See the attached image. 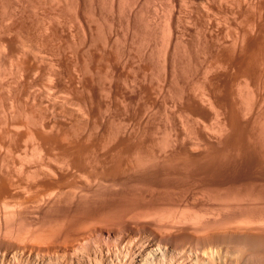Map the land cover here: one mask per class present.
<instances>
[{"label": "bare ground", "instance_id": "obj_1", "mask_svg": "<svg viewBox=\"0 0 264 264\" xmlns=\"http://www.w3.org/2000/svg\"><path fill=\"white\" fill-rule=\"evenodd\" d=\"M259 66L264 68V0H0V264L54 262L49 256L46 260L45 253L65 247V240L36 224L48 234L40 232L36 221L34 227H25L30 221L21 227L23 220L17 218L20 222L15 223L16 216L20 217L21 207L30 200H55L53 195L57 198L66 190L63 187L78 184L77 176L86 183L92 168L87 160L93 168L100 167L95 175L90 172L99 188L102 180L111 178V172L144 171L146 176L145 170L155 163L165 168L169 160H175V165L178 157L185 162L204 154L196 163L215 159L213 154L221 159L226 153L219 146L233 136L239 150L242 143L237 141L243 138L240 136L247 125L243 120L250 118L257 99L263 104V90L257 87L264 79ZM159 95L162 97L157 98ZM254 95L259 98L254 100ZM145 105L157 106L154 109L159 108L158 112L162 108L166 115L163 142L159 145L157 140L153 152L146 150L149 144L144 148L139 140H131L145 134V142L141 139L146 144L151 130L147 132V128L162 119L154 111L158 121H149L152 125L147 122L149 126L146 124L147 130L142 132L147 119L154 118V109L146 107L153 109L148 113ZM143 108L147 114L140 113ZM256 117L258 120V114ZM240 120L245 126L241 129ZM247 122L250 124L249 119ZM231 128L237 129L233 131L239 132L238 138ZM200 136L214 139V144L224 139L222 145H215L220 152L214 153L215 146L206 137L213 151L203 140L208 147L200 145ZM231 141L227 145L233 144ZM188 142L204 146L203 153H196L198 147L192 153L195 148ZM218 153L223 154L219 157ZM235 153L227 160L238 156ZM236 160L232 161L238 165ZM191 161L190 166L195 162ZM157 166L155 170L160 168ZM200 177L205 182L209 179ZM94 179L90 178L91 182ZM184 206L181 211L178 208L179 213L177 208L171 211L172 206H158L166 213L157 207L151 208L157 209V214L146 210L149 221L156 220L152 224H108L113 232L148 233L137 261L127 264H168L194 254V250L219 253L226 249L209 238L185 239V235L161 229L162 223L192 228L207 221H201L202 211ZM263 219L259 220L262 228ZM199 220L202 223L197 225ZM167 224L164 226L170 229ZM95 229L89 227L68 239L77 241L82 233L93 235ZM129 241L126 237L121 240ZM240 250L252 264H264V243L249 244L248 240ZM193 257L199 264H208L200 261L198 254Z\"/></svg>", "mask_w": 264, "mask_h": 264}, {"label": "rangeland", "instance_id": "obj_2", "mask_svg": "<svg viewBox=\"0 0 264 264\" xmlns=\"http://www.w3.org/2000/svg\"><path fill=\"white\" fill-rule=\"evenodd\" d=\"M259 67H260V70L262 69L261 71L263 72L261 75H264V68L263 67L261 68V66ZM259 74H260V71L258 73V76ZM262 77L263 76L257 78L258 83L262 81L260 85H263L264 83L263 81L264 79ZM261 78L262 80L260 81L259 79ZM257 79H256V82H257ZM260 85L257 87L258 88L261 87L259 90H263L262 94L264 95V88H263L264 85L263 86H260ZM160 96L161 95L157 96V98L158 97L160 98ZM256 96L257 95H254V100L256 99ZM161 99H158V100H161ZM254 100L253 102H255ZM261 101H263L261 103L264 104V99ZM258 102H260L259 99L256 100L257 104L255 103L254 105H257V106L261 105L260 108L257 106H254L252 107L253 109L250 110L252 111L251 112L252 114L248 112L252 115V116L250 115V118H248L249 122L250 121L252 122L251 119H255L257 114H258V120L255 119L256 121L254 120L253 125H251V122L249 124L247 122L248 119L245 117V113L243 114L245 117V120L242 119L243 122L244 121L245 122L243 123L240 120L241 121L240 124L241 123L247 124L246 127L243 124L240 125V126L243 125L245 128L243 126L242 127L239 126L240 129L244 128V132L238 129L239 131H241L240 132L241 134L243 132V134L240 136V137L243 136L242 138L243 140L239 138L241 142H239L240 140L237 141V143L243 144V145L241 144L242 147L241 145L239 146L240 147L239 150L242 152H240L238 149H235L237 148L235 145L236 139L233 138L234 137L233 135H231V133L234 132L233 130H237V129L231 128L232 131L231 129L229 130L231 133L230 132L228 133L230 137L233 136L232 138L234 141H231L232 138L230 140H228L229 138L225 139L228 142L231 141V143L235 145L234 148L231 147L233 146V144L228 143V145L230 144V146H228L227 141H223L224 139L222 140L223 137H226L223 135H226L227 132H224L223 135L221 136L222 137L221 142L223 141L222 144L224 145V143H226L225 146L227 149L231 147L229 151H227V149L222 144H220L221 142H219V144H217L218 142L214 144L215 142L214 139L211 140V138H208L206 136H203V137L200 136L202 137V139L199 137V139H201V141L203 140L204 142H205V139L208 140V141L206 140L207 142L211 140V142H213L212 143L213 146L222 145L219 147L220 148L222 147L221 148L222 151L224 148L223 153H226V155L223 153H220V154L218 153V156L220 157V155L223 154V158H222V155L220 159L217 156H215V154H213L215 157L214 159L212 153H211L212 156L211 155L210 156L211 158H213V160H217L218 158L217 161L222 160L225 163L223 162L217 163V161H215L216 162L215 163L210 158L209 159L211 160V162L209 161V159L205 158L204 160L205 161L207 160L206 162L202 161L199 163V161H201V159L204 158L205 156H203L204 154L200 155L203 153L202 150L204 146L203 147L200 146L199 148L198 144L199 143L200 145L205 144V143L207 144V142L204 143L202 141L203 142L202 143L200 142V140L199 141L196 140L199 142V143L197 142L196 147L192 145L193 143L194 145H196L195 143L196 141L193 143L191 142V144L190 142H188V144H190L193 147V149L195 148L194 151H191L192 153H195V150L197 149V147L199 148V150H196V153L200 155V158L198 159L195 157V159L199 160L198 161L199 168H201L200 167L202 166L201 164L205 163V165L203 164L201 169L197 168L198 163H196L194 158L192 159V161L194 160L195 162H192L190 159H188L192 162L191 166H193V163L196 164L194 165V167H191L189 165L190 161H185V162H188V164L184 165L185 162L182 161L183 159L181 157H178L177 159L179 160L174 158L176 159L177 163L179 161L178 164L176 163L174 165V161H175L174 159H173L174 161L169 160L170 165H171V162L173 163L172 164L173 166L171 167L170 165L168 166V163L167 165H165V168H164V165L163 167H161L162 163L160 164L159 162L155 163L154 166L158 165L160 168H163V169L159 168L158 170H155L156 167L152 166V168L146 169V170H150L148 173H146L147 171L145 170L146 176L143 175L144 171L141 173L137 172V174L140 173V175H137L136 173L123 174L124 172H122L121 174H118L119 172H116L115 174H113V172H111V178L109 176L111 180L109 178L107 180L104 179L102 180L103 183L100 180V183L98 182V184L101 185L102 183V185L99 188H97L94 185L95 181L97 183V179L95 180L94 179L95 176L92 177L91 174L93 173L95 175V172L99 171L100 167H98L99 170H97L98 169L96 168L97 166L93 163V165H95L94 168H96L94 169L92 166V162L87 160L85 162L91 163V167L94 169V170H91L92 168L88 166L89 164L87 165L88 166L87 170L91 168L89 170L91 174L90 172H88L86 176L88 175L90 176H88L87 178L84 175V177H86L87 180L89 179L88 180L89 182H87L86 180V183H85L84 177H83L84 179L82 180V176L80 179L77 176L76 182L78 180L77 182L78 184L69 185L68 187L67 186L63 187V189H66V190L64 191L62 189L63 190L61 191L62 193L60 192V194H57L58 195L57 198L55 197L56 195L55 196L53 195L54 197L53 199L55 200L51 199L53 201H48V200L45 201L44 199L42 200L41 198L40 200L33 199V200L28 201L27 203L24 204L25 206L23 205L24 207H21L20 217L16 216V220L17 218L20 219L21 221L23 220L21 222V227H24V225L22 226V223L25 224L27 221H30V222H27L25 224V227H28L29 224L30 226L34 227L33 224L35 223L34 221H36L35 227L39 226L41 227V229H44L45 231H48V232L52 231L51 233H54L55 231L59 234V235L57 234L56 236L58 237L60 236V238L65 240V242L67 243L65 247L59 248L57 250H50L49 252L45 253L46 260H48L47 257L49 256L54 261L51 264H127L133 261H137V255H138L137 252L140 247L143 248V246L146 245L145 238L148 237V233L144 232L142 235L141 233L134 234L130 231L113 232V231H110L108 228L110 226L108 225L109 223L114 224V225L116 223L117 224L120 223L121 225L123 224L126 226L129 224L136 225L139 223L140 224H150L149 222H151L152 224V222L154 221L156 222V220L152 218L150 219L152 221H149V217L151 216L149 217L147 216L150 214L146 215L147 213L146 210L149 209L148 211H150L151 208H155V207L159 209L160 207L163 208L162 206H165V208H168L166 206H170V207L172 206V209L169 207V209H171L172 211L177 208L176 206H175L176 208H174L173 205H178L179 210L180 208L182 210L183 205H185L184 207H186L187 205L190 208L189 207H186V208H189V209L193 208V210L197 209V211L198 210L202 211V214L201 212L198 211L200 213L199 214L200 216L204 215L203 216L204 220L202 216L200 217L202 218V220L201 219L200 220L202 222L207 220L203 222V224H200V225H203V227H200L199 223H202V222L199 220L198 224L197 223L196 224L199 225L200 228L198 226L195 227V225L192 228H190L188 225H187L188 227L186 225L181 226V224L177 223L178 225H180V227L177 226L179 229L175 226H173L174 229H172L173 228L172 225L173 224L177 225V224L171 223L172 224L171 225L168 223L169 224L168 227H171L170 229H168L167 226L166 227L164 226L167 223H164L163 225L162 222L158 221L159 224L162 223V227L160 226L161 229L163 230L164 228H166L167 231H169L168 233L172 232L173 234H176V235H178L179 233V236H182V237L185 235V239L187 238H191V239L192 238H196V239L207 238L208 239L209 238V241L211 243L218 244L220 248L222 246V248L224 247L228 250L225 251L226 249H224L223 252L219 251V253L218 252L216 253L215 251L214 252L212 251L213 252L212 253L209 250H207L206 252L205 251L201 252L200 250L199 251L194 250V254L190 253V255L186 254V255H183L182 257L180 256L179 260L173 259L171 262H167L168 264H199V261L196 260L197 258L193 257V256H196L197 254L199 256L200 261L205 260L208 264H252L251 262H249L248 259H245V256L241 253L240 249L243 247V244H246V242L248 243V240H249V244L258 243V242L264 243L263 242L264 233H262L264 232V228L260 226V223L262 222L259 221L260 218L261 220L264 218V115H261V117H259L260 112L263 111L262 114H264V105ZM150 106L151 105L149 106L145 105L144 108L150 107ZM156 107L157 106H153V107L151 106V108L153 109ZM255 107L259 111L262 110V107H263V110L260 112L255 111L256 109ZM144 108L142 109L143 111H144ZM146 109L148 110V111L146 110L148 113L151 110H153V109L149 110V108H146ZM161 110L163 109L161 108L160 112H158L159 108H157V110L154 109L151 112L154 115V111H157L158 115L160 114L159 116H162V117L158 118L157 114L152 116V113L150 112L151 117H154V118L150 119L149 117L148 118L149 120L147 119L146 122L144 121L145 122L144 128H145L147 122L149 125H152V123L150 122L151 123L150 124L149 121L152 120L153 122L154 119L158 121V119L162 118L160 119V122L158 121V122L153 123L152 126H154L155 123H156L155 124L156 126L152 127L147 124L150 128L147 126L148 130L146 128L143 129V131L141 130L142 132H146V130L148 132L151 129L146 134V138H148V140L145 138L147 142L149 143L147 142L146 144L144 143L145 140L144 138H142L143 134L141 135L142 133L141 131H140L141 132L140 135L144 142L142 141L140 137H139L140 139L137 138V140L136 138L131 139L132 141H135V142L136 141L138 142L139 140V144L140 143L141 145L143 144L142 146L144 145L147 146L149 144V146H147L148 148L146 147V150L148 149L151 151L153 149L156 151V149L154 148L158 147V143L160 145L161 142H163L162 138L164 137L165 129H163L164 123L162 122L165 121L164 120L165 118H163V116L166 117V115H165V112L163 113L164 110L163 111ZM253 110L255 111L254 112L255 114L253 113ZM141 111L140 113L142 114L146 113L145 111L144 112L143 111L141 112ZM161 112L163 115L161 114ZM160 123L163 124L161 126L162 128L160 127L161 125ZM252 127L254 129H251ZM160 129L163 131H161ZM209 133H212V132H209ZM234 133H235L234 134L235 137L240 135L239 132L237 131ZM144 135L143 137H145ZM229 135L227 136L229 137ZM204 137L206 138L204 139ZM154 142H156L157 145L155 146L153 144L154 146L152 147L151 143H154ZM206 144L205 146L207 145L209 146L211 143L207 145ZM238 145L239 144H237V146ZM213 146H211L210 148L212 149V151L214 148ZM149 147H152V148H149ZM216 148L217 147L215 146L214 153H217L220 150L219 149L217 151ZM234 149L239 151V153L234 151ZM225 150L228 153L225 152ZM230 150L232 151L230 152ZM235 152L237 153L238 156L240 155V153H242L240 155L241 161L239 160L240 156L238 157L236 155H235L236 156L235 158L230 157L229 158L230 160L228 161L227 157H229V155L234 157ZM206 157L208 158L209 156H206ZM224 157L226 158V161ZM180 159H182L181 162H180ZM234 159L235 160L238 159L240 163L236 160L237 164L239 163L238 165H236L235 161L234 162L232 161ZM208 161L211 163L209 164L210 167L212 163L219 165V166L212 165L211 167L213 168L212 170L210 169V167H208L209 165L208 166L206 165V163L207 164L209 163ZM182 162H184L183 165H179V164H182ZM232 162L235 164H233ZM163 164H166V163L163 162ZM205 166L208 168H206ZM214 166L216 169L214 168ZM168 167L170 168L168 169ZM203 167L207 169L208 173L209 172L210 173L207 174L206 173L207 171H205L206 169L204 170ZM166 168L167 170H165ZM151 169H153V171ZM193 169H196V170L198 169V170L197 171L195 170L196 171L195 172ZM201 170L205 172H202ZM199 171H201L200 173H205L206 175L198 173ZM99 172H97L96 175H98ZM141 174L143 177L139 178ZM112 175H114V177ZM200 175H202V177H204L205 180L206 178H209L211 181L209 179H207L208 182L203 181ZM209 176L212 178H210ZM90 178L91 180L94 179V181L91 182ZM89 183H91L90 185H93V186L91 187ZM94 186L97 189H95ZM158 206L160 207L158 208ZM178 208L176 210V213H179ZM157 209H155V211L154 209L153 210L151 209V210L155 212L154 214H157L159 212ZM156 210L158 212H156ZM159 210L163 211L164 209L163 210L159 209ZM164 211L165 213L168 212L166 211V209ZM169 213L173 214L171 212ZM205 218H208V219H205ZM20 220L15 221V223L20 222ZM146 220H148V222ZM36 224L38 226H36ZM39 227L37 228L38 230H40ZM89 227L90 228L96 227L94 231L95 233L93 232V235L89 234L87 236L86 234L84 235V233H82V236H80L77 241L69 240L71 239V237L75 236L77 232L78 234H81L79 231L81 232H83V230L86 231L87 229H89ZM184 227L186 228L184 229ZM166 229H165V232H167ZM44 230H40V232L41 231L44 232ZM179 230L181 231L182 234L179 232ZM44 233H47V232H44ZM258 233L261 235L257 236ZM138 235H140V237L142 238L139 239ZM124 237H126V239L130 241L126 243H122L121 240ZM250 238L252 239V241ZM241 239H243L244 242ZM255 239L258 240V242ZM0 240H1V237H0ZM223 253H224V258L223 256L220 257ZM261 255L264 256V254H261Z\"/></svg>", "mask_w": 264, "mask_h": 264}]
</instances>
